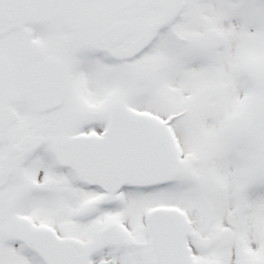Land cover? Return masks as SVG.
<instances>
[{
	"label": "snow or ice",
	"instance_id": "obj_1",
	"mask_svg": "<svg viewBox=\"0 0 264 264\" xmlns=\"http://www.w3.org/2000/svg\"><path fill=\"white\" fill-rule=\"evenodd\" d=\"M0 264H264V0H0Z\"/></svg>",
	"mask_w": 264,
	"mask_h": 264
}]
</instances>
